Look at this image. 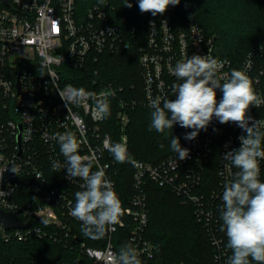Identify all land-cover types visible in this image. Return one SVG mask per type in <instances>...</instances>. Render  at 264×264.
I'll return each mask as SVG.
<instances>
[{
  "label": "built area",
  "instance_id": "1",
  "mask_svg": "<svg viewBox=\"0 0 264 264\" xmlns=\"http://www.w3.org/2000/svg\"><path fill=\"white\" fill-rule=\"evenodd\" d=\"M119 1L91 0L82 11L77 0H8L7 4L0 0V209L14 211L22 222L29 224L9 230L0 223V237L6 242L49 237L77 246L92 264H112L110 254L119 253L115 235L119 229H127L129 243L140 257H152L156 245L146 236L150 221L146 182L150 180L170 188L192 205L215 248L216 264H228L231 250L226 247V234L220 231V209L223 185L237 169L223 156L238 149V138L246 133L235 123L221 124L215 117L194 140L184 138L193 129L183 130L177 137L181 146L189 149V156L179 161L171 149L155 161L132 159L133 192L126 196L117 187L115 161L103 147L105 138H111L102 132L105 118L93 117L92 100L80 105L67 104L59 92L70 86L97 94L114 91L115 95L109 98L118 102L122 143L128 148L125 129L130 120L129 110L151 108L150 98H175L172 85L181 81L169 69L193 54L210 55L222 62L218 77H230L233 69L243 71L264 98V46L255 47L241 62L220 56L214 36L207 35L192 20L177 26L169 8L163 15L150 14L144 32L139 30L141 22L137 17L138 21L130 24L126 33L127 17L116 14ZM133 42L137 44L139 72L134 96L128 97L124 87L100 79L98 65L103 55L127 51ZM216 91L219 102L222 92ZM248 115L264 121V105L251 106ZM66 131L74 132L78 141H83L81 155L94 152L99 164L106 166V177L113 182L125 209L119 223L109 228L96 247L81 238V222L70 214L74 194L82 190L84 182L71 181L63 168H52L56 161L66 167L54 138L57 132ZM11 163L19 169L17 179L2 186ZM259 164L260 179L264 182V159ZM92 170H96L95 165ZM26 187L31 192L24 193Z\"/></svg>",
  "mask_w": 264,
  "mask_h": 264
},
{
  "label": "clouds",
  "instance_id": "2",
  "mask_svg": "<svg viewBox=\"0 0 264 264\" xmlns=\"http://www.w3.org/2000/svg\"><path fill=\"white\" fill-rule=\"evenodd\" d=\"M180 2L138 0V7L141 13L156 16L163 15L170 6L179 5ZM132 6L127 0L125 7ZM222 67L223 63L210 55L198 54L170 67L171 74L181 82L172 85L174 99L150 98L153 111L149 131L155 129L163 133L165 129H173L175 124H179L182 128L193 129L184 138L194 140L201 130H207L215 117L221 124L235 123L246 133L238 138L239 148L223 156L224 161L237 170L233 178L223 185V206L220 209L223 223L220 231L226 234V247L231 250L228 264H250L249 258L256 264H264V182L260 179L259 164L264 159V121L254 120L248 115L251 106L260 108L264 105V98L256 92L252 80L243 71L233 69L230 77H218ZM217 89L222 92L219 102ZM59 94L67 104L80 105L92 100L93 117L103 119L111 114L109 96H114L115 92L102 91L97 94L83 87L70 86ZM54 138L65 157L66 167L56 161L52 165L53 170L63 168L71 181L80 179L84 182L80 186L82 190L74 194L75 204L70 214L81 222V231L86 237L101 239L110 227L119 223L125 212L113 182L106 177V166L99 164L94 152L91 155L79 153L83 141H78L74 132H57ZM103 147L116 162L128 160L125 144L113 143L107 137ZM170 147L177 153L179 161L189 156V149L181 146L178 137L171 138ZM94 165L95 171L92 170ZM11 171L17 175L19 169L13 165ZM110 259L112 264H142L140 253L131 243L122 245L118 255L110 254Z\"/></svg>",
  "mask_w": 264,
  "mask_h": 264
},
{
  "label": "trees",
  "instance_id": "3",
  "mask_svg": "<svg viewBox=\"0 0 264 264\" xmlns=\"http://www.w3.org/2000/svg\"><path fill=\"white\" fill-rule=\"evenodd\" d=\"M90 1L77 0V6L83 11ZM126 3L127 0L119 1L116 12L119 17H127L125 32L129 31L130 24L138 21L137 17L141 22L139 30L144 32L145 21L151 13H141L138 0H129L133 5L131 8L125 7ZM169 9L177 26H185L191 20L198 23L207 35L215 37L217 53L235 62H241L255 47L264 46V0H181L179 5ZM129 38H132L130 34ZM138 62L134 42L127 51L105 54L98 65L100 79L124 87L127 96L132 97L139 72ZM261 81L264 93V76ZM109 101L111 114L101 124L102 132L110 134L113 143L122 142L123 130L117 118L118 102L114 98ZM152 111L144 106L129 110L130 120L125 129L128 160L124 163L114 160L118 171L117 187L126 196L133 192L135 169L130 163L132 159L155 161L163 157L171 150V138L187 130L175 124L173 129H165L163 133L155 129L149 131ZM161 151L164 153L160 154ZM23 190L24 193L31 192L29 187ZM146 190L150 209L146 236L156 245V251L152 257H140L142 264H216L215 248L205 225L197 220L192 205L170 188L158 186L150 180L146 182ZM81 238L95 247L101 243L83 233ZM114 241L119 251L122 245L129 243V231L119 229ZM0 264L92 262L77 246L49 237H32L24 242H6L0 237Z\"/></svg>",
  "mask_w": 264,
  "mask_h": 264
},
{
  "label": "water",
  "instance_id": "4",
  "mask_svg": "<svg viewBox=\"0 0 264 264\" xmlns=\"http://www.w3.org/2000/svg\"><path fill=\"white\" fill-rule=\"evenodd\" d=\"M1 1H3L6 4L8 3V0H1ZM18 139H20V136H18ZM12 167H13V164L11 163L8 171L6 172L3 178L2 186L5 184L6 181L10 179L12 180L17 179L16 174L11 171ZM0 223H2L4 227L9 230L10 228H14V227L25 228L29 225L28 223L22 222L20 217L14 211H5L2 209H0Z\"/></svg>",
  "mask_w": 264,
  "mask_h": 264
},
{
  "label": "rangeland",
  "instance_id": "5",
  "mask_svg": "<svg viewBox=\"0 0 264 264\" xmlns=\"http://www.w3.org/2000/svg\"><path fill=\"white\" fill-rule=\"evenodd\" d=\"M125 133H126V132H125ZM126 136H127V140H128V134H127V133H126ZM121 143H122V142H121ZM165 151H166V150H165ZM162 152H163V151H161V153H160V154H162ZM163 153H164V152H163Z\"/></svg>",
  "mask_w": 264,
  "mask_h": 264
}]
</instances>
